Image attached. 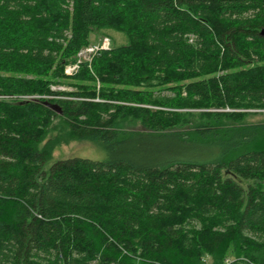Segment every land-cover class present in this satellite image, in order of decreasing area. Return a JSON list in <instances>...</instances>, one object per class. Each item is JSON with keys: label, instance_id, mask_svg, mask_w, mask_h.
Returning a JSON list of instances; mask_svg holds the SVG:
<instances>
[{"label": "trees", "instance_id": "obj_1", "mask_svg": "<svg viewBox=\"0 0 264 264\" xmlns=\"http://www.w3.org/2000/svg\"><path fill=\"white\" fill-rule=\"evenodd\" d=\"M100 30L127 43L67 75ZM262 30L264 0H0L30 97L0 99V264H264ZM70 140L103 157L47 167Z\"/></svg>", "mask_w": 264, "mask_h": 264}, {"label": "rangeland", "instance_id": "obj_2", "mask_svg": "<svg viewBox=\"0 0 264 264\" xmlns=\"http://www.w3.org/2000/svg\"><path fill=\"white\" fill-rule=\"evenodd\" d=\"M66 34H68V33H66ZM104 40L108 41L109 48L112 47V46H118V45L127 43V39H126L125 35H123L120 32L113 31V30L93 31L92 34L90 35V42L87 45L81 47L80 50L77 52L76 61L81 59L82 60L81 62L90 63L92 61V59L94 57H97L103 50L101 52H98V53H95V54L91 53V55H87V53H84V56H85V57H83L84 59L80 58L82 56H80L79 53L81 51H85L86 48H88V46H91L93 44H97L100 41H104ZM88 60H90V61H88ZM69 64H67V65H69ZM78 68H79V65H78ZM64 72H65V67H64ZM97 86H99V85H97ZM52 89L53 90L54 89L55 90L56 89H67L68 90V89H71V87L67 83H62V84H59V85L52 86ZM164 94H167V92H164ZM247 120L249 122H253V121L256 122V121H260V120L264 121V114L250 115V116L247 117ZM124 127L127 128V129L143 130L142 126L139 123L131 124V125L129 124V126H128V123L126 122L124 124ZM74 156L86 157V158H90V159H100V158L103 157V152L99 149L97 144H95V143H93L91 141H88V140H70L67 143L59 144L54 149L52 159L47 164V167L49 165H51L53 162H55L56 160L63 159V158L74 157ZM233 178L236 181L241 182L243 185L246 184V181H242L238 177H233ZM205 258H206V262L208 264H210L211 263V259L208 256H205ZM234 259H237V261L250 263L249 260L246 259L245 257H227L226 261H227V263H231V262L234 261Z\"/></svg>", "mask_w": 264, "mask_h": 264}, {"label": "built area", "instance_id": "obj_3", "mask_svg": "<svg viewBox=\"0 0 264 264\" xmlns=\"http://www.w3.org/2000/svg\"><path fill=\"white\" fill-rule=\"evenodd\" d=\"M105 49H109L107 40L100 41L97 44H93L91 46H88V48H86L85 51H81L79 53V55L82 56V57H80V56L79 57L84 59L83 58V57H85L84 53H87V55H91V53L95 54V53L101 52L102 50H105ZM81 61L82 60L79 59L78 61H76L74 63L66 65L65 66V73L72 74V73L76 72L77 69H78V65H79V63ZM88 61H90V60H88ZM11 98L27 99V98H30V97L29 96H7V95L0 94V99H11Z\"/></svg>", "mask_w": 264, "mask_h": 264}, {"label": "water", "instance_id": "obj_4", "mask_svg": "<svg viewBox=\"0 0 264 264\" xmlns=\"http://www.w3.org/2000/svg\"><path fill=\"white\" fill-rule=\"evenodd\" d=\"M264 32V30H262V33ZM51 109H53L54 111H56L58 114H61V109L57 104H50L48 102H45Z\"/></svg>", "mask_w": 264, "mask_h": 264}]
</instances>
